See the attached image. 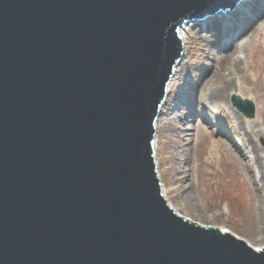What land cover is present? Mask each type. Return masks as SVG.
<instances>
[{
  "label": "water",
  "instance_id": "water-1",
  "mask_svg": "<svg viewBox=\"0 0 264 264\" xmlns=\"http://www.w3.org/2000/svg\"><path fill=\"white\" fill-rule=\"evenodd\" d=\"M242 2L0 0V264H264L169 205L155 151L181 28Z\"/></svg>",
  "mask_w": 264,
  "mask_h": 264
},
{
  "label": "rangeland",
  "instance_id": "rangeland-1",
  "mask_svg": "<svg viewBox=\"0 0 264 264\" xmlns=\"http://www.w3.org/2000/svg\"><path fill=\"white\" fill-rule=\"evenodd\" d=\"M261 6L264 12V1ZM253 14L247 9L243 18L250 19ZM259 18L258 15L257 23L249 27L251 30L234 48L224 44L225 21L218 15L211 18L217 19L214 22L208 20L187 25V62L183 64L182 74L192 80L193 89L185 87L182 90L191 95L197 92L190 107L196 104L197 112L208 116L211 124L202 117L183 121L176 114L175 107L179 103L176 101L161 113L157 149L160 177L176 211L203 225L229 230L253 246L262 247L264 22ZM215 89L222 92L210 98ZM178 90L179 81L176 79L170 97L176 98ZM233 93L255 103L254 118L246 117L232 105ZM184 110L190 113V108ZM166 120L168 123L163 128ZM178 154L189 159L184 164L186 178L180 182H176L180 179L176 174L181 169L175 161ZM175 186L180 187L179 191L172 190Z\"/></svg>",
  "mask_w": 264,
  "mask_h": 264
},
{
  "label": "bare ground",
  "instance_id": "bare-ground-1",
  "mask_svg": "<svg viewBox=\"0 0 264 264\" xmlns=\"http://www.w3.org/2000/svg\"><path fill=\"white\" fill-rule=\"evenodd\" d=\"M264 0H243L242 3H239L233 11H229V16L227 18V20L224 22V29H225V36L223 37V40L225 41V46H228L231 48H234L236 46V44L238 43V41L242 38V36L246 33H248L251 28L249 29V27L255 23H257V19H258V15L261 17L259 18V21L261 20L262 22H264V12L261 10V5L263 4ZM247 9H249V11L252 10V12L254 13L250 19L249 18H243L246 16L247 13ZM263 15V16H262ZM222 17V12L219 13V17ZM246 19V20H245ZM212 20V19H209ZM208 21V20H207ZM217 21V19L212 20V22ZM218 21L220 22V20L218 19ZM211 22V21H210ZM188 26L183 27L181 30V35L184 38V42H185V47L186 45V41L187 38V31H188ZM192 30V29H191ZM230 40V42H227V40ZM187 57V48H185L184 51V55L182 57V59L179 61V63L176 66L175 69V73L173 75V78L171 80V83L169 85L168 88V96L163 104L162 107V114L165 113V108H167L168 106H173L174 103H176V101L178 103L177 107H175V110H177V113L179 118L182 119L183 121H186L185 119H199V118H203L204 121L208 124H211V119L208 116H204L202 113H198L197 112V108H196V104L195 107H190L191 105V101L192 99H194L193 95L196 94L195 92L193 93V95L190 94V92L188 93H183L184 91L182 90V88L185 87H190L193 89V85L192 84V80L188 79L186 74H182V69H183V64L186 61ZM176 79L179 81V90H178V95L177 94V99L176 98H171L170 95L174 89V85L176 83ZM225 88V87H224ZM196 89H194L195 91ZM216 90V91H215ZM213 90L210 94V98H214L217 95H219L222 91L221 90H217L215 89ZM207 105V104H205ZM190 108V113H185V108ZM173 109V108H172ZM184 110V112H182ZM182 112V114H181ZM171 114V113H170ZM177 116V115H176ZM160 120L161 117L159 118L158 122H157V130L159 131V129L161 128V124H160ZM168 121H164L163 122V128L166 127L165 124H167ZM178 123V122H177ZM183 133H185L183 131ZM184 134L182 136V139H184ZM171 143H174L173 141H170ZM159 135L156 137V141H155V150H156V156H157V164H158V169H159V174H161V169H160V160H159V152H158V147H159ZM175 161L178 165L179 168H181L179 170V172L176 174L177 176L180 177V179L176 182H180L182 181V179L186 178V172H187V168L186 165H184L185 163L187 164V162H189L188 157L183 156L181 154L175 155ZM182 170V171H181ZM161 176V175H160ZM176 190L179 191L180 187L175 186L172 187V190ZM164 191H165V195L166 197L169 199L168 197V191L166 188V185L164 186ZM170 201V200H169ZM225 231V230H223ZM256 249H260L261 247L259 246H254Z\"/></svg>",
  "mask_w": 264,
  "mask_h": 264
}]
</instances>
